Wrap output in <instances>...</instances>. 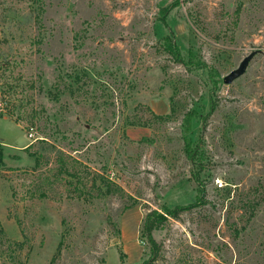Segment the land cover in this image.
<instances>
[{"label":"rangeland","instance_id":"obj_1","mask_svg":"<svg viewBox=\"0 0 264 264\" xmlns=\"http://www.w3.org/2000/svg\"><path fill=\"white\" fill-rule=\"evenodd\" d=\"M0 151V264H264V0H0Z\"/></svg>","mask_w":264,"mask_h":264},{"label":"trees","instance_id":"obj_2","mask_svg":"<svg viewBox=\"0 0 264 264\" xmlns=\"http://www.w3.org/2000/svg\"><path fill=\"white\" fill-rule=\"evenodd\" d=\"M167 12V8H165L163 11H162V15L164 16ZM167 46L170 50L174 51L173 50V46L170 45V43H167ZM69 89V88H68ZM58 90V89H57ZM153 116L156 118V119H163L165 117H161L159 115H155L153 114ZM192 116V115H190ZM188 120V119H187ZM190 125V124H189ZM30 147V145L28 147H26V149H28ZM1 158H2V155H1V151H0V161H1ZM37 161H38V157L35 158V163L37 164ZM184 209L181 208V207H177L175 209H168L166 207H164L163 209V213L161 212H158L157 210H153V211H150L147 215H146V218L144 220V224H143V232H144V235L146 236V238L148 239V241L151 243V244H154V240L152 238V232L154 230H157L159 229L163 224L164 222L166 221V217L167 216H176L177 214V211L178 210H182ZM16 246L18 247H21V244H16Z\"/></svg>","mask_w":264,"mask_h":264},{"label":"water","instance_id":"obj_3","mask_svg":"<svg viewBox=\"0 0 264 264\" xmlns=\"http://www.w3.org/2000/svg\"><path fill=\"white\" fill-rule=\"evenodd\" d=\"M249 60V57H245L240 64L238 65V67L236 69H234L233 71H231L227 76L224 77L223 81L226 84L231 83L234 79L238 78L245 69V66L247 65V62Z\"/></svg>","mask_w":264,"mask_h":264},{"label":"built area","instance_id":"obj_4","mask_svg":"<svg viewBox=\"0 0 264 264\" xmlns=\"http://www.w3.org/2000/svg\"><path fill=\"white\" fill-rule=\"evenodd\" d=\"M214 185H215L216 187H218V188L223 187V183H222L221 179H215V180H214Z\"/></svg>","mask_w":264,"mask_h":264}]
</instances>
